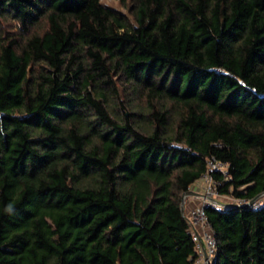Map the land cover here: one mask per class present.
<instances>
[{"label":"trees","instance_id":"obj_1","mask_svg":"<svg viewBox=\"0 0 264 264\" xmlns=\"http://www.w3.org/2000/svg\"><path fill=\"white\" fill-rule=\"evenodd\" d=\"M120 1L0 0V264H194L212 158L209 264H264V0Z\"/></svg>","mask_w":264,"mask_h":264},{"label":"built area","instance_id":"obj_2","mask_svg":"<svg viewBox=\"0 0 264 264\" xmlns=\"http://www.w3.org/2000/svg\"><path fill=\"white\" fill-rule=\"evenodd\" d=\"M226 163L212 158L208 161V170L203 174L202 178L206 181L205 196H202V203L192 207L186 211L187 219L190 224L189 231L194 236L196 241V251L198 257L194 264H209L212 259L215 258L218 239L217 235L212 227L211 220L207 214L206 208L209 205L227 209L232 203H223L218 201V195H221L218 190V182L213 177V172L216 170H224ZM226 178H229L225 175ZM264 193L255 201L256 206L264 203ZM208 254L209 259L206 258Z\"/></svg>","mask_w":264,"mask_h":264},{"label":"rangeland","instance_id":"obj_3","mask_svg":"<svg viewBox=\"0 0 264 264\" xmlns=\"http://www.w3.org/2000/svg\"><path fill=\"white\" fill-rule=\"evenodd\" d=\"M101 2L107 6L113 7L117 10H120V11L126 13V14H129V8L125 5H123L120 0H101ZM196 184L198 185L197 187H199L196 192L206 195L205 189H206L207 184H206V181L204 180V178H201L199 181H197ZM191 190H193V189H191ZM189 197L187 196L186 200ZM198 197L200 198V202H198L197 205H200L202 203V196L198 195ZM215 199H217L218 201H221L223 203H232V204H238L239 203V204H242V202L239 199L234 198L230 195H218V197ZM263 199H264V197H263Z\"/></svg>","mask_w":264,"mask_h":264},{"label":"crops","instance_id":"obj_4","mask_svg":"<svg viewBox=\"0 0 264 264\" xmlns=\"http://www.w3.org/2000/svg\"><path fill=\"white\" fill-rule=\"evenodd\" d=\"M196 183L193 184V186L191 187V189H193L194 191H197L199 188V187H197L198 185ZM188 197L189 198L185 201V212L190 210L192 207H195L197 205V203L200 202V198L198 197L197 194L190 193L188 195Z\"/></svg>","mask_w":264,"mask_h":264},{"label":"water","instance_id":"obj_5","mask_svg":"<svg viewBox=\"0 0 264 264\" xmlns=\"http://www.w3.org/2000/svg\"><path fill=\"white\" fill-rule=\"evenodd\" d=\"M190 193L197 194V195H201V196H205L204 194H200V193H198V192H196V191H194V190H189V191H187V192L184 194V197H183V209H184V211H185V200H186V197H187ZM260 196H261V195H260ZM258 198H259V196H258L257 198H255V199L251 200V201L249 202V204H254L255 201H256ZM237 205H239V204H237ZM206 258L209 259L208 254H206ZM209 263H210V262H209Z\"/></svg>","mask_w":264,"mask_h":264},{"label":"clouds","instance_id":"obj_6","mask_svg":"<svg viewBox=\"0 0 264 264\" xmlns=\"http://www.w3.org/2000/svg\"><path fill=\"white\" fill-rule=\"evenodd\" d=\"M13 205L10 203V204H8L7 206H6V208H5V212H7V213H12L13 212Z\"/></svg>","mask_w":264,"mask_h":264}]
</instances>
